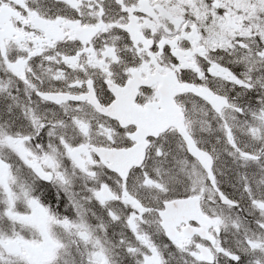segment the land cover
Returning a JSON list of instances; mask_svg holds the SVG:
<instances>
[{
  "label": "snow or ice",
  "instance_id": "6c2138e0",
  "mask_svg": "<svg viewBox=\"0 0 264 264\" xmlns=\"http://www.w3.org/2000/svg\"><path fill=\"white\" fill-rule=\"evenodd\" d=\"M0 264H264V0H0Z\"/></svg>",
  "mask_w": 264,
  "mask_h": 264
}]
</instances>
